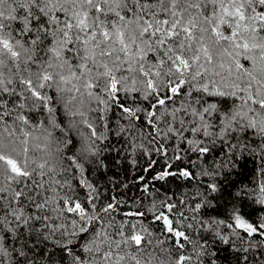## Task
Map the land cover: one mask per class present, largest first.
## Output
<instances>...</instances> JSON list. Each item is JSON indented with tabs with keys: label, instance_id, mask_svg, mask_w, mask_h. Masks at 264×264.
I'll return each instance as SVG.
<instances>
[{
	"label": "snow or ice",
	"instance_id": "6c2138e0",
	"mask_svg": "<svg viewBox=\"0 0 264 264\" xmlns=\"http://www.w3.org/2000/svg\"><path fill=\"white\" fill-rule=\"evenodd\" d=\"M0 264H264V0H0Z\"/></svg>",
	"mask_w": 264,
	"mask_h": 264
},
{
	"label": "trees",
	"instance_id": "16d2710c",
	"mask_svg": "<svg viewBox=\"0 0 264 264\" xmlns=\"http://www.w3.org/2000/svg\"><path fill=\"white\" fill-rule=\"evenodd\" d=\"M253 167H254L253 163H252L251 161H249L248 164H247V168H248L249 170H251ZM248 179H249V180H252L253 177H252L251 175H249V176H248ZM246 182H247V181H246ZM133 191H135V189H133Z\"/></svg>",
	"mask_w": 264,
	"mask_h": 264
}]
</instances>
